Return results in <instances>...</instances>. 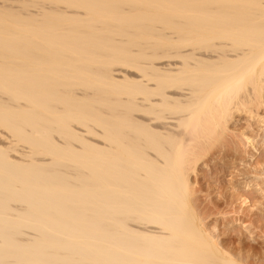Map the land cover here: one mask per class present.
I'll list each match as a JSON object with an SVG mask.
<instances>
[{
  "label": "bare ground",
  "instance_id": "6f19581e",
  "mask_svg": "<svg viewBox=\"0 0 264 264\" xmlns=\"http://www.w3.org/2000/svg\"><path fill=\"white\" fill-rule=\"evenodd\" d=\"M242 112L264 211V0H0V264H264Z\"/></svg>",
  "mask_w": 264,
  "mask_h": 264
},
{
  "label": "rangeland",
  "instance_id": "374dc122",
  "mask_svg": "<svg viewBox=\"0 0 264 264\" xmlns=\"http://www.w3.org/2000/svg\"><path fill=\"white\" fill-rule=\"evenodd\" d=\"M237 113H239V112H237ZM235 114H236V113H235ZM247 118L249 119V122H248ZM254 120H255V119H251V118H249L248 115H247V113H245V112H242L241 115H240V114H236L235 118H233V120H232L230 123H228V124L226 125L227 127H226V126H225V128L223 127V128H224V130L222 129L223 131H222L221 129L218 130V131H220V133H219L218 135L221 134L219 137H218L217 133L214 134V136L212 135L213 138L211 137V139L208 140V143H207L206 149H204L205 152L203 151L204 153L202 152V155L200 154V159H199V161L197 162V163H198L199 165H201V166H206V167L203 168V171H201V172H204V170H208V169H210L211 171H213L212 175H211V173H210V175H211L213 178L216 179V178L218 177V174H219V173H217L218 171H217V172L215 171L216 168L219 169V171H220V170H224V172H225V170H229V171H231V172H233V171L235 172L236 169H235L234 167L238 168V167H239L238 164H240L241 162H242L241 164H243V165H242L243 168H244V167H247V166H248L247 164H250L249 161H253V160L255 159V157L257 156L258 152H257L256 155H253V156H251V158H248V157L250 156V153H249V152H247V153L249 154V156H248V154L245 155V154H244V153H246V152H244L245 150L241 151V150H242L241 148H239V149L236 150L237 147L235 148L234 145H233V143H232L231 145H227V144H226V142H227V141H226V137H228V136H226V135H227V132L231 129V128L229 129L228 127H231V126H232V129H231L230 131H233V129L236 130L237 128H240V127H238V126L241 125L240 123H242V126H241V127L243 128V127L245 126V123H246V125H248V123L253 124L252 122H253ZM233 121H234V122H233ZM250 121H251V122H250ZM256 122H257V121H255L254 123H256ZM231 124H233V125H231ZM243 124H244V125H243ZM250 124H249V125H250ZM230 125H231V126H230ZM234 125L237 126V127H235ZM249 125H248V126H249ZM253 125H254V124H253ZM246 127H247V126H246ZM246 127H244V129H245ZM242 128H241V130H242ZM226 129H227V130H226ZM237 130H238V129H237ZM239 130H240V129H239ZM218 131H217V132H218ZM221 136H222V137H221ZM223 136H224V138H223ZM225 136H226V137H225ZM219 138H220V139H219ZM215 139H216V140H215ZM223 139L226 141V142H224L223 144H224V145L226 144V145H225L226 147H227V146H228L229 148L231 147V149H229V148L227 147V149H228V153H230V154L232 153L234 156H235V155L240 156V158L238 157V158H239V159H238L237 156H235L236 158H235V157H230V158H229V156H230V154H229V156H228L229 159H227V160H226L223 164H221V165H220V163H218V165H216V164H217V163H216L217 160H214V158L212 159V155H211V154H213V153H219V152L222 153L223 148H221V145H222ZM220 140H222V141H220ZM211 142H212V143H211ZM215 144H216V146H217V144H218L217 147H220V150H222V151H219L218 148H217L218 150L215 149V150H217V151H214L213 148H211V147H213V146L216 147ZM220 144H221V145H220ZM246 145H247V144H246ZM246 145H245V147H243V146H242V147H243V149L245 148L246 151H247V150H249V147H250V146H249V145L246 146ZM232 146H233L235 149H232ZM222 147H223V146H222ZM226 147H225L224 149H226ZM240 147H241V146H240ZM247 148H248V149H247ZM210 149H211V150H210ZM240 149H241V150H240ZM207 151H209V152L207 153V159H206V157H205V158H203V157L206 155V152H207ZM212 151H213V152H212ZM249 151H251V148H250ZM263 151H264V147L262 148V151H261V152H263ZM241 152H242L244 155H243ZM261 152H260V153H261ZM208 155H210L211 158L208 157ZM202 156H203V157H202ZM231 156H232V155H231ZM242 156H245V157H242ZM234 158H235L236 160H238V161L233 160ZM257 158H258V157H257ZM257 158L255 159V161L257 160ZM202 159H203V160H202ZM208 159H211V160H208ZM240 159H243V160H241V162H239ZM206 160H207V161H206ZM213 160H214L215 162H213ZM245 160H249L248 163H246ZM208 161H209V163H208ZM227 161H228V162L231 161L230 163L227 164L228 166L226 165ZM212 162L215 163V165L212 164ZM243 162H244V163H243ZM255 163H256V162H254V161L251 162L250 166H251V165H254ZM198 164H196L195 168L193 167V169H195L194 171H192V175H193V177H194V174H196V171H197V169H198ZM206 164H207V165H206ZM229 164H230V165H229ZM241 164H240V165H241ZM244 164H245V165H244ZM224 165H226V166H224ZM218 166H220V167H218ZM229 166H231L230 168H232V166H233V168H234L235 170H234L233 168H232L233 171H232L230 168L227 169L226 167H229ZM196 167H197V169H196ZM223 167H224V168H223ZM206 168H207V169H206ZM240 168H241V166H240ZM217 169H216V170H217ZM238 169H239V168H238ZM238 169H237V170H238ZM211 171H210V172H211ZM214 171H215V172H214ZM193 172H194V173H193ZM208 172H209V171H208ZM214 173H216L215 175H216L217 177L214 175ZM221 174H222V173H221ZM227 174H228V171H227ZM227 174H226V172H225V175H226V176L223 174V178L225 177L224 179H227V178H226V177H228ZM214 176H215V177H214ZM221 177H222V176H221ZM229 178H230V180H229V181H230V182H229L230 187H229V189H227V188L225 187V189H226V191H227L228 193H232V195H233L232 197L234 198V202H235V203L233 202L234 204L232 203V204H233L232 206H231V204H228V203L225 204V203H223V206H224V207H223L222 204L220 203L223 199L221 200V197H222V196H218V195H219L218 193L220 192V195H223V194L225 195V194H227V193H224V192H223L224 189H223V190H219V192L217 191L219 188L217 187L218 189H216V186H217V185H216V183H215V182H216L215 179H214L215 181H214V183H213L215 186L212 187V185H213V184H212L211 187H210V188H211L210 190H209V188H208V190L203 189V191H204L205 194H206V191L208 192V195H207V194L205 195L206 198L204 197V199H203V196H204L203 191H201V192H199V193L197 192V193H195V194L200 195L201 198H202L203 200H207V196H208V199H209L210 201L215 200L214 197H216V198H217V196L220 197V200H221V201H220L219 199H217V201H216V202L219 203V205H218L219 207H218L216 210L219 211V210L221 209V207H222L221 211L224 209V211H222V213H223V212L225 213L226 211L228 212V211H231V210L233 211V209H237V211H238V209H239V211L242 210V213H241V212H240V213L243 214V215H241L240 213H239V214H236V213H238L236 210H235L236 213H235V215H234V213L231 211V213H233V214H232V215H233L232 217H234V218H235V217H236V218H240V220L237 219L236 222H235V221H232V222L230 221L231 219L234 220V218H232V217L230 216V215H231L230 212H228V213H230V214H229V216L227 215V217H226V214H228L227 212L225 213L224 216H223V214H220V213H219V216H218V212H217L216 210H215V211L213 212V214H212V217H213L214 215H216V217H215V218H211V216H210L209 219H211V220H208L207 222L209 223L210 221H212V223H213L214 225L217 226L216 228H217V230H218V229H219V226L221 225V222L224 223V221H226L225 218H227V220L231 218L230 220H228V222L230 221V225L228 226V230L225 231V232H227V234H231V236H232V234H233V236H237V235L240 233V231H241V235H242V237H243V236H244V235H243L244 232H245V233H247V232L244 231V229L241 228V227H245V225L249 223V222L247 223V221L252 220L254 217H256V218H255V221H256V220L258 221L257 218H259V222L262 221V219H263V221H264V217H263L264 215H263V213H262V212H264V211H261V209L259 208L258 204L256 205L258 208L255 207V205H253L254 207H252V203H250L249 205L251 206L252 209H253V208H256V209L258 210V211H256V209H255V212H256V213H257V212L259 213V212L261 211V213H259V214L257 213V215H259V217L255 215L256 213L253 214L254 210H252V211H248V210H251V209H249V205H247V204H245L246 206L243 205L244 203H242V201L238 199V198H239V195H240L239 192H238V190H239V189H243V188H242L243 186L240 185V187H241V186H242V187H241V188H240V187L237 188V186H236L237 183H236V182H238V181H236V180L234 181V179L231 178V177H228V179H229ZM228 179H227V180H228ZM236 179H237V178H236ZM233 181H234L236 184H235ZM232 182H233V185H234V186L231 184ZM194 183H195V181H194ZM194 183H192V184H194ZM196 184H197V185H196ZM195 185H196V186H195ZM195 185H194V186L198 189V187H197V186H198V183H195ZM259 186H260V185H258V187H259ZM261 186H262V185H261ZM195 187H193V188H195ZM232 187H233V188H232ZM234 187H235V188H234ZM258 187H256V188H258ZM245 188H246V187H245ZM245 188H244V189H245ZM262 188H263V187H262ZM262 188H261V189H262ZM244 189H243L242 191H241V190H239V191H241L243 194H245L243 191H245V192H250V191H251V187H247L245 190H244ZM247 189H249L250 191H249V190L246 191ZM261 189H258V190L256 189V190H257V192H256L255 187H254V189H253V187H252V191H253V190L255 191V193H256V197H257V198L259 197L258 199H259V200L261 199V201H262V198H260V196L264 198V196H263V194H264L263 192H264V191H262ZM215 190H216V191H215ZM230 190H231V191H230ZM234 190H235V191H234ZM194 191H195V190H194ZM196 191H197V190H196ZM211 191H213V192H211ZM221 191L223 192V194L221 193ZM232 191L235 192V195L233 194ZM254 191H253V192H254ZM259 191H260V192H259ZM210 192H211V193H210ZM241 192H240V193H241ZM258 192H259L261 195H259ZM261 192H262L263 194H262ZM200 193H202V194H200ZM209 193H210V194H209ZM236 193L238 194V198L236 197ZM242 193H241V194H242ZM255 193H254V194H255ZM217 194H218V195H217ZM243 194H242V195H243ZM247 194H248V193H247ZM257 194H258V196H257ZM210 195H211L212 197L214 196V197H213L214 199L211 200L210 198H212V197H211ZM250 195H251V193H249V198H251ZM209 197H210V198H209ZM226 197H227V196H226ZM256 197L254 196V198H255L256 200L253 198L255 201L258 200ZM222 198H223V197H222ZM241 198H245V199L247 198V200H248V196H247L246 194L243 195L242 197H240V199H241ZM237 199H238V201H240V202H237ZM209 200H208V201H209ZM235 200H236V201H235ZM259 200H258V201H259ZM263 200H264V199H263ZM208 201H207V202H208ZM261 201H259V202H261ZM226 202H227V201H226ZM262 202H263V201H262ZM236 203L239 205V206L237 205L238 207L236 206ZM246 203H247V202H246ZM227 205H229V206H231V207H229V209H227V208H228ZM234 205L236 206V208L230 209V208H232ZM220 206H221V207H220ZM225 206H226V207H225ZM240 206H241V208H240ZM247 207H248V208H247ZM219 208H220V209H219ZM244 208H245V209H244ZM243 209H244V210H243ZM246 209H247V211H246ZM221 211H219V212H221ZM243 211H246L247 213H246V212L243 213ZM216 212H217V213H216ZM248 212H249V213H248ZM250 212H252V214L254 215L253 218H252L253 215H252ZM245 213H246L247 215H245ZM260 214L263 215V216L261 215V216H262L261 220H260ZM220 215H222V216H220ZM238 215H239V216L241 215V216L239 217ZM221 217L224 218V221H222ZM228 217H229V218H228ZM243 217H244V218H243ZM250 217H251L252 219H251ZM216 218H217V219H216ZM236 218H235V219H236ZM247 218H248V219H247ZM249 218H250V219H249ZM220 220H221V221H220ZM213 221H214V222H213ZM215 221H216V222H215ZM255 221H254V222H255ZM257 221H256L255 224H253V225H256V224H257ZM263 221L260 222V223H261V224L264 223ZM226 222H227V221H226ZM233 222H235V223H233ZM212 223L210 222L209 227H211V226L213 225ZM216 223H217V224L219 223V225H217ZM242 223H244L245 225L242 224ZM260 223H258V224H260ZM240 224H241V225H240ZM258 224H257V226H260V225H261V224H260V225H258ZM222 226H223V225H221L220 227H222ZM262 226H264V224H263ZM262 226H261V229H260V230H261V231H264V230H263L264 227H262ZM212 227H213V226H212ZM229 228L231 229V231H230ZM240 228H241V229H240ZM262 228H263V229H262ZM221 229H222V228H221ZM242 229H243V230H242ZM258 229H259V228H258ZM258 229H257V231H256L255 228H254L255 231L252 232V233H254V234H252V235H253L252 237H251V234L248 236L247 234H249V233H247L246 236H248V237L245 236L246 238H245V237H243V238H245L244 241L247 243V245H248V244H251V243L253 242V245L261 246V247H259V248L256 246V248H255L254 250H255V252H256V251H258V249H259V251L256 252V253H260V256H259V254H258V257H260V259L262 258L261 260L264 262L263 257H261L262 255L264 256V254H263V253H264V252H263V251H264V249H263L264 246H262V245H264V243L262 244V242H264V241H262L263 238H264V236H263L262 233H264V232L261 233V231L258 230ZM217 230H215V231L213 230L212 233L216 232ZM219 230H220V229H219ZM238 230H239V231H238ZM237 231L239 232L238 234L236 233ZM242 231H243V232H242ZM251 231H253V230H251ZM230 232H231V233H230ZM216 233H217V232H216ZM214 234H215V233H214ZM225 234H226V233H225ZM234 234H235V235H234ZM239 235H240V234H239ZM250 237H251V238H250ZM254 237H255V239H254ZM247 238H248V239H247ZM252 238H253V239H252ZM249 239H251V240H249ZM246 240H247V241H246ZM248 241H249L250 243H249ZM255 242H256V243H255ZM246 243H245V244H246ZM258 243H259V245H258ZM260 243H261L262 245H260ZM245 246H246V245H245ZM257 248H258V249H257ZM256 249H257V250H256ZM262 249H263V250H262ZM261 250H262V251H261ZM261 252H263L262 255H261ZM256 255H257V254H256Z\"/></svg>",
  "mask_w": 264,
  "mask_h": 264
}]
</instances>
